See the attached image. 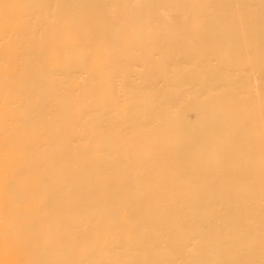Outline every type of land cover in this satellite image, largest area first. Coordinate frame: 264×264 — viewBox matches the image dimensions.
Listing matches in <instances>:
<instances>
[{"label": "bare ground", "instance_id": "obj_1", "mask_svg": "<svg viewBox=\"0 0 264 264\" xmlns=\"http://www.w3.org/2000/svg\"><path fill=\"white\" fill-rule=\"evenodd\" d=\"M0 264H264V0H0Z\"/></svg>", "mask_w": 264, "mask_h": 264}]
</instances>
